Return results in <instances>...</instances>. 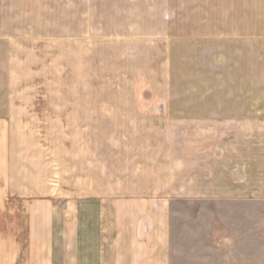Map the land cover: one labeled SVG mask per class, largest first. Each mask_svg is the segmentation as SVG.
Wrapping results in <instances>:
<instances>
[{"label": "rangeland", "instance_id": "374dc122", "mask_svg": "<svg viewBox=\"0 0 264 264\" xmlns=\"http://www.w3.org/2000/svg\"><path fill=\"white\" fill-rule=\"evenodd\" d=\"M132 91L178 125L204 123L188 138L205 142L222 188L219 198L168 201L172 264H264V0H0V92L11 94L14 129L28 130L30 185L38 152L62 167L45 180L62 195L44 197L59 206L60 229L70 142L84 143L86 123L123 117L58 116L53 98ZM233 143L249 160L237 185L252 192L238 198L223 189Z\"/></svg>", "mask_w": 264, "mask_h": 264}, {"label": "crops", "instance_id": "0c3cea01", "mask_svg": "<svg viewBox=\"0 0 264 264\" xmlns=\"http://www.w3.org/2000/svg\"><path fill=\"white\" fill-rule=\"evenodd\" d=\"M10 95L0 92V264H172L168 201L221 195L215 167L205 161V142L188 138L204 123L181 118L178 125L171 110L133 91L53 98L50 109L58 116L123 117L116 125L86 123L84 143L70 142L68 219L60 229V208L44 197L60 196L45 180L61 177L62 167L57 158V165L46 164L38 152L30 185L28 130L14 129ZM112 130L117 134L110 140ZM94 131L100 132L95 140ZM233 144L223 189L238 198L252 192L237 185L250 178L249 160L248 151L238 156Z\"/></svg>", "mask_w": 264, "mask_h": 264}]
</instances>
